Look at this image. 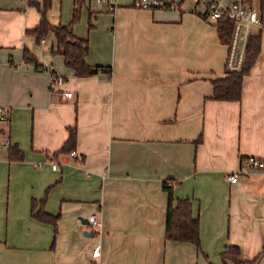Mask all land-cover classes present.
I'll return each mask as SVG.
<instances>
[{
	"label": "crops",
	"instance_id": "0c3cea01",
	"mask_svg": "<svg viewBox=\"0 0 264 264\" xmlns=\"http://www.w3.org/2000/svg\"><path fill=\"white\" fill-rule=\"evenodd\" d=\"M43 1L0 0V264H225L227 245L245 261L264 252V172L228 178L243 158H264V42L241 99L216 100L227 45L191 3L85 0L74 31L89 40L87 61L111 73L77 77L56 32L26 34L41 20L31 2ZM74 1L52 0L51 25L72 20ZM25 49L64 83L52 90L51 71L25 62ZM74 125L76 157L54 155ZM6 142L24 159L10 160ZM165 182L174 204L191 199L200 248L167 239ZM43 199L56 225L34 216ZM96 211L101 233L87 236L82 219Z\"/></svg>",
	"mask_w": 264,
	"mask_h": 264
},
{
	"label": "trees",
	"instance_id": "16d2710c",
	"mask_svg": "<svg viewBox=\"0 0 264 264\" xmlns=\"http://www.w3.org/2000/svg\"><path fill=\"white\" fill-rule=\"evenodd\" d=\"M35 5L41 13V20L38 26L33 29L27 30L26 34L31 35L41 41L47 34L54 31L58 37V53L63 55L65 65L73 69L75 76L87 77L98 74L100 72L111 73L110 66L92 65L86 57L89 53V40L88 38L79 37L74 31V26L80 21L82 9L85 7V0H75L73 17L69 23H60L57 26L51 25L47 19V11L51 7L52 0H44L42 4L31 2ZM262 13V21L264 23V5L260 7ZM91 14V12H89ZM217 28V34L221 43L228 45L231 40L232 31L234 27V20L231 18L219 19L214 24ZM92 28L89 22V29ZM262 31L258 29L253 32L247 41L245 62L241 70L229 71L225 69V76L221 78L212 79L213 95L212 99L216 100H229L237 101L241 99L243 79L247 73L251 70L257 57L261 52L262 47ZM24 61L33 64L39 69H48L53 74H57L53 69L40 64L35 55H33L28 49L24 50ZM68 138L64 145L54 155L60 153H71L76 149L77 145V127L69 126ZM201 141V137L198 139ZM8 156L10 160H23L24 152L19 148L17 144L9 145ZM165 188L169 193V203L167 208V225H166V237L167 239L191 242L200 248V225L199 218L193 215L192 201L189 197H181L176 199L173 196V190L171 186L165 182ZM45 199L40 202V207L37 208L38 202L34 201L32 204V210L34 216L47 223L56 225L58 215H52L44 208ZM264 252H261L256 258L250 261L241 259V250L237 245H227L221 252V259L227 263V260H231L236 264H257L261 259Z\"/></svg>",
	"mask_w": 264,
	"mask_h": 264
},
{
	"label": "built area",
	"instance_id": "2783aa9c",
	"mask_svg": "<svg viewBox=\"0 0 264 264\" xmlns=\"http://www.w3.org/2000/svg\"><path fill=\"white\" fill-rule=\"evenodd\" d=\"M100 2V0H96ZM191 3L193 7L200 11L203 17L209 22L216 24L219 19L231 18L234 20L231 40L227 45V55L225 58V69L229 71H239L242 69L245 56L246 45L249 36L255 32V29H264L262 21V13L256 10L249 3V0H236L231 4L224 3V0H133V5L141 9H179L185 3ZM110 9L114 5L110 4ZM254 30V31H253ZM41 42H45L42 39ZM65 79L59 74L51 73L50 87L54 90L58 85H62ZM71 96L72 92L65 93ZM0 119L9 121L8 113L0 110ZM9 146V142H6ZM76 157V152L70 153ZM58 166L56 161H52V167L56 169ZM256 172H264V158L248 157L243 158L240 163V169L228 174V178L232 182L239 180L241 174H251ZM89 228L93 231V236L101 233L103 222L98 215V212H93L88 218ZM94 257L100 255V245H95L92 250Z\"/></svg>",
	"mask_w": 264,
	"mask_h": 264
},
{
	"label": "rangeland",
	"instance_id": "374dc122",
	"mask_svg": "<svg viewBox=\"0 0 264 264\" xmlns=\"http://www.w3.org/2000/svg\"><path fill=\"white\" fill-rule=\"evenodd\" d=\"M234 1H236V0H224V3H226V4H231L232 2H234ZM264 1V0H263ZM251 2H252V7L254 8V9H256V10H260V5H261V2H262V0H251ZM184 6H187V3H185V4H183V7ZM82 16H83V12H82V14H81V18H82ZM81 18H80V21H81ZM254 30L256 31L257 29H255L254 28ZM253 30V31H254ZM262 41L264 42V29H263V31H262ZM1 144H2V141H1V139H0V146H1Z\"/></svg>",
	"mask_w": 264,
	"mask_h": 264
},
{
	"label": "water",
	"instance_id": "95a60500",
	"mask_svg": "<svg viewBox=\"0 0 264 264\" xmlns=\"http://www.w3.org/2000/svg\"><path fill=\"white\" fill-rule=\"evenodd\" d=\"M82 222H84V224H86V225L89 224V220H88V218H84V219H82ZM84 234L87 235V236H93V231L89 228L88 230H86V231L84 232Z\"/></svg>",
	"mask_w": 264,
	"mask_h": 264
}]
</instances>
